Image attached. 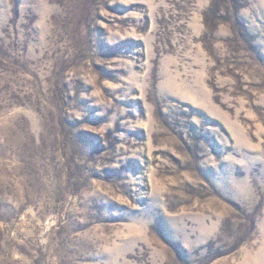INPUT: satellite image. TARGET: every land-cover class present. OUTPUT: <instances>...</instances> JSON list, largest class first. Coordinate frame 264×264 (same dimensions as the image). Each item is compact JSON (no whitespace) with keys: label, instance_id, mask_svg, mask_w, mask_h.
I'll use <instances>...</instances> for the list:
<instances>
[{"label":"rangeland","instance_id":"374dc122","mask_svg":"<svg viewBox=\"0 0 264 264\" xmlns=\"http://www.w3.org/2000/svg\"><path fill=\"white\" fill-rule=\"evenodd\" d=\"M0 264H264V0H0Z\"/></svg>","mask_w":264,"mask_h":264}]
</instances>
